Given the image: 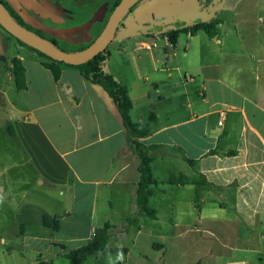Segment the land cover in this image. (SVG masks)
Returning a JSON list of instances; mask_svg holds the SVG:
<instances>
[{
    "label": "crops",
    "instance_id": "obj_1",
    "mask_svg": "<svg viewBox=\"0 0 264 264\" xmlns=\"http://www.w3.org/2000/svg\"><path fill=\"white\" fill-rule=\"evenodd\" d=\"M6 1L76 50L100 34L115 2ZM226 1L183 12L185 26L211 22L215 32L181 33L183 56L180 35L171 46L164 33L175 59L155 75L133 74L127 61L130 47L154 37V5H134L106 48L105 70L125 87L132 122L156 117L140 139L150 147L151 216L138 213L139 160L104 90L66 65L55 80L14 38L5 56L0 40V264H71L63 255L104 224L112 226L108 251L83 264L112 254L116 264H264V0ZM113 54L119 66L110 65ZM13 58L25 68L20 91L13 76L4 80Z\"/></svg>",
    "mask_w": 264,
    "mask_h": 264
},
{
    "label": "trees",
    "instance_id": "obj_2",
    "mask_svg": "<svg viewBox=\"0 0 264 264\" xmlns=\"http://www.w3.org/2000/svg\"><path fill=\"white\" fill-rule=\"evenodd\" d=\"M120 0H115L111 12L118 5ZM0 3L4 6L11 18L18 23L23 28L34 33L37 36L43 37L51 44L56 46L58 49L62 50L56 43L55 39L49 38L43 35L40 30L33 29L29 26L19 15V12L15 11L13 7L6 1L0 0ZM132 9V8H131ZM130 9V10H131ZM129 10V11H130ZM120 26V23H119ZM0 28H2L0 26ZM3 29V28H2ZM4 30V29H3ZM197 31H204L209 36H212L215 32V24L208 22L195 23L190 27L185 26L184 24L179 25L178 27L171 29L165 34L168 43L171 46H175L178 36L181 33H190L194 34ZM9 34V33H7ZM9 36H11L9 34ZM14 38L13 36H11ZM16 39V38H14ZM17 40V39H16ZM22 46L34 51L38 56L46 60L42 65L47 68L53 78L56 80L60 75V65H66L61 62L54 61L49 57L45 56L41 52L27 46L23 42L17 40ZM86 48V47H84ZM81 48L79 50H82ZM64 51V50H62ZM78 51V50H77ZM70 52V51H65ZM110 53L107 49L103 50L92 59L80 65H66L69 67L75 68L79 74L90 82V84L97 85L101 87L104 92L110 98L114 108L116 109L120 121L125 129V143L129 150L135 153L139 160L138 172H139V181L136 186V206L139 214H145L148 216L154 215V212L148 207V197L151 193L150 186L154 184L152 178V171L148 156L149 146L145 145L140 141L148 136L150 132V126L156 121V117L153 113H150L147 119V123L138 124L133 123L130 118V111L132 109V103L128 97L125 87L121 86L119 82L111 75L108 74L105 70L106 63L109 60ZM11 63V74L14 79V85L17 91L23 90L26 88L25 81V68L22 62L18 58H13L10 61ZM44 224L50 225L47 219H45ZM56 228V223L53 225ZM112 229V226L109 224H104L101 227L95 229L93 237L83 246L69 251L63 255L71 264H83L89 256L95 254L96 252L106 253L108 248L106 246L107 240L109 237V232ZM122 252L126 253V249H121Z\"/></svg>",
    "mask_w": 264,
    "mask_h": 264
},
{
    "label": "rangeland",
    "instance_id": "obj_3",
    "mask_svg": "<svg viewBox=\"0 0 264 264\" xmlns=\"http://www.w3.org/2000/svg\"><path fill=\"white\" fill-rule=\"evenodd\" d=\"M149 1V2H147ZM200 0H140L139 3L135 6L136 8L140 5H143L142 7H145V3H148L151 6H155L157 10V14L154 16V19L151 23H153V30H154V37L146 38L143 41L152 42L154 41L156 43V47L153 48L152 51H146V50H138L135 51L132 50V47L129 49V57L127 58L128 66L133 69V74L136 75H155L159 69L163 68V64H166V68L171 67V64L168 62V57H170L172 60H174V49L171 47L165 48L164 45V33H167L171 29H174L181 25L182 23L179 21L181 19V15L186 13L188 16H193L196 13V7L199 6ZM230 0H227L226 3H228ZM225 3V2H224ZM122 20V19H121ZM124 21V19L122 20ZM64 26H68L72 24L71 22L64 21ZM187 23V22H186ZM68 24V25H67ZM121 26H119V29L117 31V35H119ZM0 34L4 38H0L2 41V51L5 52V56H10L9 54H13L12 47L10 46V43H16V41L7 34L5 30L0 28ZM187 36L185 34L180 35L179 37V48H177L178 56H183L184 53V47L186 44V38ZM13 41V42H12ZM59 47L64 51H70L75 52L77 51L75 46L66 45L62 42L58 43ZM152 53H155L156 55V62L154 61L152 57ZM117 55L113 54L110 65L113 66L114 64H118V66L123 62L120 59L116 58ZM6 58V57H5ZM5 62L6 66L8 67L7 70H5V82L8 81V77L12 76L9 75V61ZM154 63V64H153ZM156 68L157 70H155ZM136 71V73H135ZM166 74V73H165ZM5 154V151L3 147H0V155ZM120 244L124 246H130V241H128L126 238H120L119 240ZM147 258V257H146ZM149 259V258H147ZM117 258L114 254L107 255L105 258L100 261L99 258L97 261L89 260L85 264H116ZM151 262L152 260L149 259Z\"/></svg>",
    "mask_w": 264,
    "mask_h": 264
},
{
    "label": "water",
    "instance_id": "obj_4",
    "mask_svg": "<svg viewBox=\"0 0 264 264\" xmlns=\"http://www.w3.org/2000/svg\"><path fill=\"white\" fill-rule=\"evenodd\" d=\"M140 0H120L111 12L105 26L94 41L82 50L65 52L58 49L43 37L16 23L0 3V26L11 36L27 46L41 52L50 59L66 65H80L102 52L114 39L122 17Z\"/></svg>",
    "mask_w": 264,
    "mask_h": 264
},
{
    "label": "built area",
    "instance_id": "obj_5",
    "mask_svg": "<svg viewBox=\"0 0 264 264\" xmlns=\"http://www.w3.org/2000/svg\"><path fill=\"white\" fill-rule=\"evenodd\" d=\"M155 47H156V43L154 41H152V42L142 41L137 46V49L138 50L152 51L153 48H155ZM221 116H223V113H221ZM218 124L221 125V121H219Z\"/></svg>",
    "mask_w": 264,
    "mask_h": 264
}]
</instances>
